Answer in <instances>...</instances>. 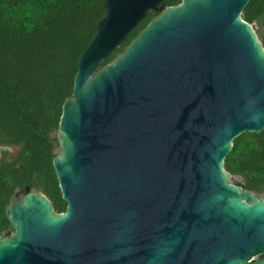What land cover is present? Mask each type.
<instances>
[{
  "label": "water",
  "instance_id": "water-1",
  "mask_svg": "<svg viewBox=\"0 0 264 264\" xmlns=\"http://www.w3.org/2000/svg\"><path fill=\"white\" fill-rule=\"evenodd\" d=\"M249 1L102 0L56 133L65 211L16 192L0 264H264V198L224 169L236 138L264 131Z\"/></svg>",
  "mask_w": 264,
  "mask_h": 264
},
{
  "label": "trees",
  "instance_id": "trees-1",
  "mask_svg": "<svg viewBox=\"0 0 264 264\" xmlns=\"http://www.w3.org/2000/svg\"><path fill=\"white\" fill-rule=\"evenodd\" d=\"M180 0H164L162 9ZM102 0H0V236L10 230L4 211L16 192L37 190L56 213L65 211L52 159L63 102L70 97L79 57L105 16ZM155 16L145 19L104 62L109 64ZM241 18L264 49V0H250ZM244 190L264 198V131L233 141L224 161Z\"/></svg>",
  "mask_w": 264,
  "mask_h": 264
},
{
  "label": "rangeland",
  "instance_id": "rangeland-1",
  "mask_svg": "<svg viewBox=\"0 0 264 264\" xmlns=\"http://www.w3.org/2000/svg\"><path fill=\"white\" fill-rule=\"evenodd\" d=\"M251 27H252V29L254 30V32H256V31L258 30V28H257V26H256L255 24H252ZM13 152H14V151H13ZM13 152H12V153H13ZM232 179L235 180V181H237V182H239V183H241V182H240V179H239L238 177H236V176H232ZM7 233H10V230H9Z\"/></svg>",
  "mask_w": 264,
  "mask_h": 264
}]
</instances>
